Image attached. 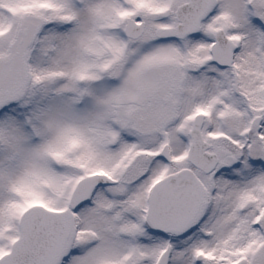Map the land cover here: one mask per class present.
<instances>
[{
    "label": "snow or ice",
    "instance_id": "snow-or-ice-1",
    "mask_svg": "<svg viewBox=\"0 0 264 264\" xmlns=\"http://www.w3.org/2000/svg\"><path fill=\"white\" fill-rule=\"evenodd\" d=\"M0 264H264V0H0Z\"/></svg>",
    "mask_w": 264,
    "mask_h": 264
}]
</instances>
